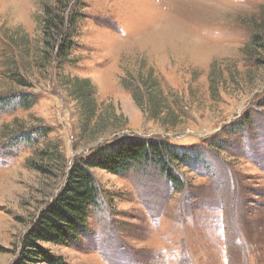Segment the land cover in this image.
<instances>
[{"label": "rangeland", "instance_id": "obj_1", "mask_svg": "<svg viewBox=\"0 0 264 264\" xmlns=\"http://www.w3.org/2000/svg\"><path fill=\"white\" fill-rule=\"evenodd\" d=\"M56 1L0 0V264L15 263L70 162L125 133L187 152L173 167L180 184L152 162L93 168L85 227L41 245L65 264H264V52L246 47L264 36V0H63L79 16L59 66L42 33ZM150 70L165 120L128 87ZM75 79L105 116L93 132Z\"/></svg>", "mask_w": 264, "mask_h": 264}, {"label": "trees", "instance_id": "obj_2", "mask_svg": "<svg viewBox=\"0 0 264 264\" xmlns=\"http://www.w3.org/2000/svg\"><path fill=\"white\" fill-rule=\"evenodd\" d=\"M61 1L63 0H57L55 5H44L42 19V33L46 47L54 52L53 57L58 60L57 66L69 59L67 57L73 47L74 28L79 16L75 9L66 11L69 2L64 1L61 4ZM249 46L263 53L264 36L260 32L252 33L246 47ZM42 57L45 59L50 56L48 54ZM138 77L139 81L135 85L127 83L135 103L142 109L150 108V111L154 112V118L165 120L164 116L160 117L157 113L165 109L169 111V107L166 105V99L157 92L160 90L156 89V77H153V72L150 70L146 77H140V74ZM83 80H85L84 84L87 83L86 89L77 83L81 80L75 79L71 91L76 101L85 109L82 130L88 133L93 132L97 120L101 121V116H105L101 113L96 116L97 104L88 86L89 80ZM21 82L23 81L18 77V83ZM18 96L21 102L25 101L24 104L29 105L30 97L22 93ZM0 100L4 101L3 98ZM111 116L114 119L119 118L118 115ZM167 119L168 121L163 122L176 123L170 118ZM115 129L118 130L117 127ZM187 159L188 153L184 150L180 151L168 139L141 137L129 133L114 135L91 148L86 155L77 156L67 167L64 183L55 197L40 211L24 234L14 264H65L61 256L55 255L49 247H44L39 242L64 244L68 239H75L85 227L89 208L96 203L99 195V186L92 173L93 168H100L110 173H123L134 165L152 162L159 166L172 183L180 184L173 167Z\"/></svg>", "mask_w": 264, "mask_h": 264}]
</instances>
